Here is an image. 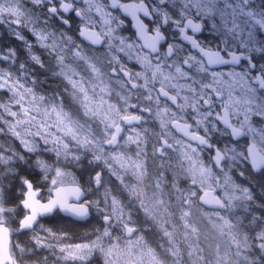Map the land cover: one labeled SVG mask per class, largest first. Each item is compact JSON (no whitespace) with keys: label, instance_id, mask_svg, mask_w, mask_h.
Segmentation results:
<instances>
[{"label":"snow or ice","instance_id":"snow-or-ice-1","mask_svg":"<svg viewBox=\"0 0 264 264\" xmlns=\"http://www.w3.org/2000/svg\"><path fill=\"white\" fill-rule=\"evenodd\" d=\"M0 264H264V0H0Z\"/></svg>","mask_w":264,"mask_h":264},{"label":"rangeland","instance_id":"rangeland-1","mask_svg":"<svg viewBox=\"0 0 264 264\" xmlns=\"http://www.w3.org/2000/svg\"><path fill=\"white\" fill-rule=\"evenodd\" d=\"M6 30V26L3 28H0V35H3L4 31Z\"/></svg>","mask_w":264,"mask_h":264}]
</instances>
